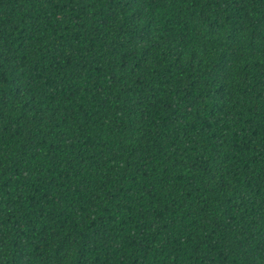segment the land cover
I'll return each instance as SVG.
<instances>
[{"label": "trees", "instance_id": "1", "mask_svg": "<svg viewBox=\"0 0 264 264\" xmlns=\"http://www.w3.org/2000/svg\"><path fill=\"white\" fill-rule=\"evenodd\" d=\"M0 264H264V0H0Z\"/></svg>", "mask_w": 264, "mask_h": 264}]
</instances>
